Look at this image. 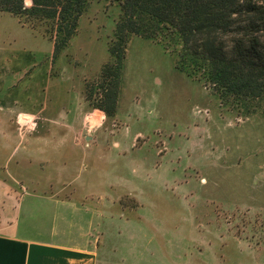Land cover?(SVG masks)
I'll list each match as a JSON object with an SVG mask.
<instances>
[{
	"label": "rangeland",
	"instance_id": "374dc122",
	"mask_svg": "<svg viewBox=\"0 0 264 264\" xmlns=\"http://www.w3.org/2000/svg\"><path fill=\"white\" fill-rule=\"evenodd\" d=\"M121 13L117 1L90 0L77 34L53 56L54 108L78 126L66 130L70 153L74 138L86 154L70 159L82 176L65 183L70 197L91 173L106 172L88 148L105 130L103 138L124 144L111 163L117 177L107 197L115 203L103 210L119 218L106 247L119 264H264V115L239 112L179 70L174 48L140 36L122 64L116 112L101 113L111 86L100 75L115 62L110 44ZM49 131L61 134L32 129Z\"/></svg>",
	"mask_w": 264,
	"mask_h": 264
},
{
	"label": "crops",
	"instance_id": "0c3cea01",
	"mask_svg": "<svg viewBox=\"0 0 264 264\" xmlns=\"http://www.w3.org/2000/svg\"><path fill=\"white\" fill-rule=\"evenodd\" d=\"M54 80L53 44L0 10V264H119L106 248L119 218L103 210L115 203L107 197L117 177L111 163L124 144L103 138L105 130L94 135L91 160L106 172L91 173L70 197L65 183L82 177L70 159L85 153L74 138L77 152L70 153L66 130L78 126L59 120ZM40 125L61 134L38 136L32 129ZM89 193L99 198L84 200Z\"/></svg>",
	"mask_w": 264,
	"mask_h": 264
},
{
	"label": "trees",
	"instance_id": "16d2710c",
	"mask_svg": "<svg viewBox=\"0 0 264 264\" xmlns=\"http://www.w3.org/2000/svg\"><path fill=\"white\" fill-rule=\"evenodd\" d=\"M122 13L101 72L98 110L116 112L122 64L133 36L175 49L177 67L245 115H264V0H112ZM90 0H0V10L48 38L53 56L79 30ZM104 89V86H103Z\"/></svg>",
	"mask_w": 264,
	"mask_h": 264
}]
</instances>
